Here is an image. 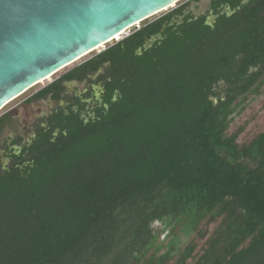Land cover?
<instances>
[{
    "label": "trees",
    "instance_id": "trees-1",
    "mask_svg": "<svg viewBox=\"0 0 264 264\" xmlns=\"http://www.w3.org/2000/svg\"><path fill=\"white\" fill-rule=\"evenodd\" d=\"M185 5L63 75L107 63L108 107L37 155L30 183L0 176V264H264V125L235 123L264 93V0L170 23Z\"/></svg>",
    "mask_w": 264,
    "mask_h": 264
},
{
    "label": "water",
    "instance_id": "water-1",
    "mask_svg": "<svg viewBox=\"0 0 264 264\" xmlns=\"http://www.w3.org/2000/svg\"><path fill=\"white\" fill-rule=\"evenodd\" d=\"M178 1L0 0V110Z\"/></svg>",
    "mask_w": 264,
    "mask_h": 264
},
{
    "label": "flooded vegetation",
    "instance_id": "flooded-vegetation-1",
    "mask_svg": "<svg viewBox=\"0 0 264 264\" xmlns=\"http://www.w3.org/2000/svg\"><path fill=\"white\" fill-rule=\"evenodd\" d=\"M197 8L186 4L180 14L171 16L170 23L181 24L185 16L195 19L206 16L208 24L215 20L209 0L206 10L195 11ZM156 39L160 41L163 37L154 36L144 46H150ZM74 67L0 113V176H9L17 184L30 183L37 155L44 152L50 143L56 142L61 133L65 134L74 122L94 121L99 112L108 107L104 80L99 78L108 64L104 63L79 78H63ZM46 88L47 91L40 95ZM114 99L112 96L111 100ZM33 104H37L35 109L31 108Z\"/></svg>",
    "mask_w": 264,
    "mask_h": 264
},
{
    "label": "rangeland",
    "instance_id": "rangeland-1",
    "mask_svg": "<svg viewBox=\"0 0 264 264\" xmlns=\"http://www.w3.org/2000/svg\"><path fill=\"white\" fill-rule=\"evenodd\" d=\"M182 4H188L190 7L194 8V9H196V7H198L197 10H195V11H204V10L207 9L208 0H197L196 4H195L194 0H180L177 3H175L172 7H169L167 9L157 13L156 15L144 20V21H151L152 19H155V18H157V17L169 12L170 10H172V9L178 7L179 5H182ZM139 26H140V23L137 24L134 27H139ZM132 31H133V27L128 29L126 32H124V34L122 36L125 37L126 35L130 34ZM106 47H107V44H105L104 46L96 49L95 51H92L91 53L85 55L84 57H82L79 60L75 61L74 63L70 64L69 66L61 69L60 71H58L54 75L50 76L48 79H46V80L40 82L39 84L33 86L32 88H30L29 90L24 92L22 95L18 96L17 98H15L14 100H12L8 104H6L0 110V113H2L3 111L7 110L8 108H10L15 103L19 102L23 97L29 95L31 92H33V91L39 89L40 87L46 85L47 83L52 81L57 76H59L62 73H64L66 70L78 65L79 63L84 61L87 57H89V56H91V55H93L95 53H98L99 51L103 50ZM39 106H41V105H39ZM36 107H37V104H33L31 106L32 109H35ZM250 117H251V119H250ZM244 120H248L249 121L247 129H249L251 131L264 125V93L259 95V96H257V97H255V98H253L252 100H249L248 106L235 118V123L236 124H240ZM153 226L155 227L156 230H159V228H160V224L159 223H154ZM183 238L184 237L181 236V239H183ZM183 242H184V239H183Z\"/></svg>",
    "mask_w": 264,
    "mask_h": 264
},
{
    "label": "bare ground",
    "instance_id": "bare-ground-1",
    "mask_svg": "<svg viewBox=\"0 0 264 264\" xmlns=\"http://www.w3.org/2000/svg\"><path fill=\"white\" fill-rule=\"evenodd\" d=\"M116 38H119V36H117Z\"/></svg>",
    "mask_w": 264,
    "mask_h": 264
}]
</instances>
